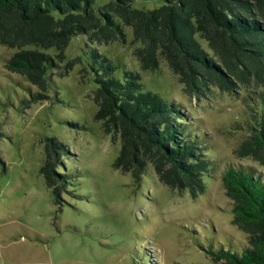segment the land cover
Masks as SVG:
<instances>
[{
  "label": "rangeland",
  "instance_id": "374dc122",
  "mask_svg": "<svg viewBox=\"0 0 264 264\" xmlns=\"http://www.w3.org/2000/svg\"><path fill=\"white\" fill-rule=\"evenodd\" d=\"M158 7L154 1L132 4L138 10ZM118 23L123 40L76 36L62 54L43 50L54 64L43 86L7 69L16 50L0 45V264H132L143 253L149 264H214L197 242L216 248L218 243L228 247V239L247 242L232 224V201L221 174L229 163L264 177V167L236 156L250 134L252 113L246 104L257 101V90L208 84L197 94L185 93L165 61L155 70L140 69L134 55L140 44L131 28ZM91 50L115 65V77L136 73L145 91L177 105L208 135L205 154L217 167L205 179L203 194L192 198L187 190L171 191L153 165L138 183L130 173L113 169L121 143L104 134L94 118ZM28 90L40 97L32 102ZM46 139L65 146L64 165L75 177V187L61 194L59 205L40 174Z\"/></svg>",
  "mask_w": 264,
  "mask_h": 264
},
{
  "label": "trees",
  "instance_id": "16d2710c",
  "mask_svg": "<svg viewBox=\"0 0 264 264\" xmlns=\"http://www.w3.org/2000/svg\"><path fill=\"white\" fill-rule=\"evenodd\" d=\"M135 1H154L159 7L138 10L132 8ZM118 22L131 28L140 44L134 52L140 69L155 70L165 61L185 93L197 94L208 84L227 91L236 84L254 87L257 101L246 104L252 113L250 134L236 156L264 167V0H0V45L16 50L6 68L43 86V76L54 66L43 50L62 54L76 36L104 43L123 40ZM89 58L98 106L94 118L104 134L121 143L113 169L130 173L138 183L153 165L171 191L187 190L192 198L203 194L205 179L217 167L205 154L208 135L177 105L145 91L136 73L123 71L117 78L109 60L93 50ZM28 93L32 102L40 97ZM66 155L65 146L46 139L40 174L55 205L75 187L64 165ZM221 180L232 201V224L247 242L228 239V247L218 243L217 248L197 242V248L214 264H264V177L228 163ZM139 261L132 264H149L144 253Z\"/></svg>",
  "mask_w": 264,
  "mask_h": 264
}]
</instances>
